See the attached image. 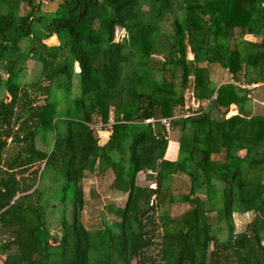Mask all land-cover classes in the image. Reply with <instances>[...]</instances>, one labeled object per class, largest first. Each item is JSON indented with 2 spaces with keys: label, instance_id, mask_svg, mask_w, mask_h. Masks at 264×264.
I'll return each instance as SVG.
<instances>
[{
  "label": "trees",
  "instance_id": "trees-1",
  "mask_svg": "<svg viewBox=\"0 0 264 264\" xmlns=\"http://www.w3.org/2000/svg\"><path fill=\"white\" fill-rule=\"evenodd\" d=\"M263 2L0 0V264H264V113L236 83L264 82ZM246 33L262 39L248 49ZM217 67L230 77L212 80ZM191 84L207 108L175 116ZM96 117L110 124L104 145ZM109 167L116 219L89 230L83 179ZM146 171L153 187L137 183ZM178 175L186 192L174 195ZM176 202L189 208L172 217Z\"/></svg>",
  "mask_w": 264,
  "mask_h": 264
},
{
  "label": "rangeland",
  "instance_id": "rangeland-1",
  "mask_svg": "<svg viewBox=\"0 0 264 264\" xmlns=\"http://www.w3.org/2000/svg\"><path fill=\"white\" fill-rule=\"evenodd\" d=\"M44 10L46 11H50L53 7V4L51 2L45 1L44 4ZM164 26V30H166V32H170L172 30V25H171V17L170 20L167 19L164 21V24L162 25ZM123 33V30L119 28L118 32L116 33V37L118 36H122L121 34ZM56 37H50L48 39V43L53 44L56 43ZM187 55L186 57L188 59L193 58V54H192V50L191 49H186ZM39 69V64L35 61L29 60L27 63V72H26V77L28 79H31L32 77H34V75L36 74V71ZM76 70L78 71L79 68L78 66L76 67ZM212 74V80L215 79H221L222 81H225V78L222 74H220L219 76V72L216 69H211L210 75ZM168 77V75H167ZM192 89V84H191V88L188 92L184 93V100L183 102L189 106L195 107L196 110H198L197 112L201 113L203 110H205V108H207L208 105V101L206 100H199L198 98L195 97L194 91L191 90ZM63 88H61V90H58V94L60 97V104H59V108H62L63 106V102H65V98L67 99L69 96L71 97V94L68 96L67 94L63 93ZM78 93V89L76 86L73 87V91H72V96H74V94ZM66 96V97H64ZM192 99L194 100V103H192ZM264 108V107H263ZM262 108V109H263ZM179 109V108H178ZM178 109H176L174 115L175 116H180L182 114L181 111H179ZM261 108H258V110L256 112H261L262 110ZM179 111V112H178ZM255 111V110H254ZM217 114L216 111H212V115L215 116ZM109 122L110 124L113 123L114 121V111L113 108H111L110 110V116H109ZM103 123L101 122V120L99 118H95L94 121L90 122L89 125L94 128L95 130H98L99 125H102ZM109 125V124H108ZM94 130V131H95ZM110 135V131H100L99 132V142L100 145H104ZM182 135L181 131L178 128H174V130L171 132L170 137H169V141L175 143V141L178 142V140L180 139V136ZM54 139V137H53ZM53 139H52V134L51 136L48 137L47 139V145H43L41 143H39L38 141V146H40L43 149H47L50 147L51 142L53 143ZM52 140V141H51ZM173 140V141H172ZM176 142V143H177ZM175 143V145H176ZM52 146V145H51ZM241 157L244 156L246 154V150L242 149L241 151H239L238 153ZM152 177L153 174L150 173V171H146L143 174H139L138 179H137V183L140 185H147L149 184L151 187H153L155 184L152 181ZM114 179V173L111 169V167H109L108 169H106V171L104 173H87L86 177L83 179V189H84V194H85V205L83 208V212H82V221L84 223V225L86 226L87 229L89 230H97V229H101L103 227H105L106 225H111L114 221L115 216L113 213L109 212V205L110 202L113 203V201L115 202L114 204L120 203L119 200L116 199H120L119 196H117L118 194H115V191L111 188V183ZM175 185L173 186V193L174 195H179L180 193L186 192V190L184 189V183L186 182L185 180V176L182 175H178L175 176ZM201 198H203V194H200ZM110 198H113V200H110ZM113 204V205H114ZM187 208H189V205L187 203H181V202H176L174 204H172L169 212L170 215L172 217H175L177 215L182 214ZM54 214V215H53ZM51 215L55 216V218L58 217V213H53ZM212 216V223L213 225H217L218 221L215 219V214H211ZM254 216V213L252 212H247V213H235L233 215L234 218V223H235V230L236 231H241L243 229H245V226L247 223L250 222V220H252ZM53 219V218H51ZM217 236L220 239H224L225 238V232H216ZM131 264H135L134 261H132Z\"/></svg>",
  "mask_w": 264,
  "mask_h": 264
},
{
  "label": "crops",
  "instance_id": "crops-1",
  "mask_svg": "<svg viewBox=\"0 0 264 264\" xmlns=\"http://www.w3.org/2000/svg\"><path fill=\"white\" fill-rule=\"evenodd\" d=\"M264 5V2H263ZM262 39V35H257V34H251V33H246L243 34L242 36V40L245 41V43L247 44V48L248 49H252L253 46L250 45L252 43H258L260 42ZM249 43V44H248ZM250 51V50H249ZM217 70L219 72V76L220 74H222L225 78H229L230 74L227 72V70L225 69V71L221 70V68L217 67ZM256 77V76H254ZM226 78V79H227ZM218 80H221L220 78ZM242 84V85H246L247 88L249 90L248 92V97L250 99L249 101V105L248 107L251 108V110L253 111L254 114H260V113H264V82H257V83H252V84H246V82L244 81V76L242 75L241 77V82L240 81H236V83ZM235 83V82H234ZM242 87V86H241ZM258 108H263L261 110V112H256L258 110ZM255 110V111H254ZM238 113V109L237 106L235 104H231L229 107V114L228 116H232ZM173 141V140H172ZM174 142V141H173ZM177 141H175L176 143ZM178 150V142L176 143V147L175 149H172V153H171V157H174V154H176V151ZM241 151V150H240ZM251 221V220H250Z\"/></svg>",
  "mask_w": 264,
  "mask_h": 264
},
{
  "label": "built area",
  "instance_id": "built-area-1",
  "mask_svg": "<svg viewBox=\"0 0 264 264\" xmlns=\"http://www.w3.org/2000/svg\"><path fill=\"white\" fill-rule=\"evenodd\" d=\"M239 85L242 86V87H247L246 85H242V84H239ZM192 103H194V100L193 99H192ZM185 108H186L185 111L181 114V116L183 118H186L188 116L194 115L196 113V109H195V107H193V105L192 106H189V105L185 104ZM148 121H153V120L150 119ZM162 122L164 123V125L168 129L170 128V125L166 122V120H163ZM109 127H110V124L109 125H106V126H104V124H102V125H99L97 131H99V132L100 131H107V128H109ZM170 129H169V131H170Z\"/></svg>",
  "mask_w": 264,
  "mask_h": 264
},
{
  "label": "clouds",
  "instance_id": "clouds-1",
  "mask_svg": "<svg viewBox=\"0 0 264 264\" xmlns=\"http://www.w3.org/2000/svg\"><path fill=\"white\" fill-rule=\"evenodd\" d=\"M188 117H190V116H188ZM187 118V117H186Z\"/></svg>",
  "mask_w": 264,
  "mask_h": 264
}]
</instances>
